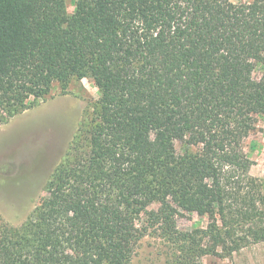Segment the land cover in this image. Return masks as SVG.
<instances>
[{"label":"trees","instance_id":"1","mask_svg":"<svg viewBox=\"0 0 264 264\" xmlns=\"http://www.w3.org/2000/svg\"><path fill=\"white\" fill-rule=\"evenodd\" d=\"M75 7L0 0V126L55 83L100 91L47 195L20 225L0 224V264H132L149 230L167 264L264 241V183L244 149L264 114V0ZM176 140L196 150L179 154ZM183 212L210 222L179 230Z\"/></svg>","mask_w":264,"mask_h":264},{"label":"rangeland","instance_id":"2","mask_svg":"<svg viewBox=\"0 0 264 264\" xmlns=\"http://www.w3.org/2000/svg\"><path fill=\"white\" fill-rule=\"evenodd\" d=\"M251 3L254 0H232ZM70 13L75 0H66ZM100 98L96 84L88 79L73 80L66 88L55 83L51 92L0 126V224L20 225L43 196L47 182L63 159L81 121L91 114ZM179 154L196 150L184 140L175 141ZM244 149L254 161L251 174L264 183V114L257 128L244 141ZM157 205H154L156 207ZM146 215L139 224L142 227ZM208 215L183 212L177 216L179 230L205 228ZM170 247L153 230L140 241L132 264H167ZM205 264H264V241L251 244L230 257L205 255Z\"/></svg>","mask_w":264,"mask_h":264}]
</instances>
